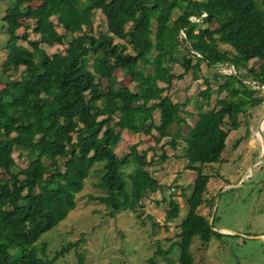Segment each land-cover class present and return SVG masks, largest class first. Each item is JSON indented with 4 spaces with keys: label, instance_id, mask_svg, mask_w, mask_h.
I'll return each instance as SVG.
<instances>
[{
    "label": "trees",
    "instance_id": "obj_1",
    "mask_svg": "<svg viewBox=\"0 0 264 264\" xmlns=\"http://www.w3.org/2000/svg\"><path fill=\"white\" fill-rule=\"evenodd\" d=\"M7 1L1 15L6 30L1 71L20 70L17 78L6 75L0 86V171L7 173L0 175V264H49L71 248L76 264H84L83 252L77 250L82 237L62 244L48 258L39 236L73 208L75 194L94 163L102 169L94 183L102 193L89 196L104 203L109 214L121 209L136 213L141 197L159 183L143 167L134 144L120 155L113 148L124 126L136 130L145 117L151 118L153 100L159 101L160 113L158 121L151 119L148 126L160 136L180 138L185 167L197 171L185 198V214L177 224V239L164 249L156 243L145 264H153L156 254L168 253L172 244L179 249L178 264H192L193 237L204 245L218 234L208 218L197 212L210 176L201 165L220 159L238 113L263 99L258 92L264 70L248 65L245 50L264 63V12L255 0H87L79 10L86 23L93 9L100 10L105 22V29L93 35L82 29L77 18L82 0ZM163 2L165 12L156 19L150 51L148 34L139 31L137 24L155 17ZM176 8L179 12L171 19ZM52 15L62 28L54 37L40 33L38 39H28L16 31L28 27L25 20H31L33 30L39 32ZM190 16L201 23L214 20L216 26L195 25ZM40 41H56L63 47L47 53ZM218 43L228 47L220 48ZM199 60L208 67L230 63L234 73L213 71L212 79L221 77L217 87L226 93L208 110L198 109L192 125L183 129L176 106L189 99L173 101L163 91L172 78H180L189 69L197 78ZM177 61L182 70L173 73L171 66ZM115 69L122 72L121 78ZM98 77L105 78V90ZM208 77L203 80L208 82ZM173 116L176 126L170 131ZM14 149L27 159L25 165H16ZM128 164L131 167L125 172ZM177 213L176 200L169 197L164 220H172Z\"/></svg>",
    "mask_w": 264,
    "mask_h": 264
},
{
    "label": "rangeland",
    "instance_id": "obj_2",
    "mask_svg": "<svg viewBox=\"0 0 264 264\" xmlns=\"http://www.w3.org/2000/svg\"><path fill=\"white\" fill-rule=\"evenodd\" d=\"M7 0H0V86L4 78H17V70L10 69L8 72L1 71V64L5 56L3 47L6 37L5 23L1 15ZM88 4L82 0L77 7V18L82 29L97 35L105 29L103 14L99 9H93L86 23L80 9ZM256 6L264 12V0H255ZM34 5V3H33ZM165 2H163L157 15L147 23L137 24L139 31L148 34L147 45L152 49V37L156 19L163 16ZM179 9H173L171 19L176 16ZM195 25L216 26L214 20L201 23L198 19L190 16ZM28 27H18V33L24 32L28 39H38L40 33L54 37L62 31V28L52 15L43 21L39 32L33 30L31 20H25ZM128 22H125L127 26ZM76 33V32H75ZM179 34L184 36L181 30ZM18 43L28 49L30 45L23 39ZM220 48L228 47L218 43ZM39 45L47 53L62 49L63 44L52 41L50 44L40 41ZM247 63L254 70H264V63L256 60L246 48ZM180 59V55H177ZM192 60L195 58L192 57ZM200 62V72L197 78H193L191 70H187L180 78H172L170 84L164 89L173 101L180 102L184 98L189 101L186 104L179 103L176 106V114L183 119L181 127L189 128L196 116L197 110L206 111L213 106L215 99L226 93L219 90L217 85L221 77L212 79L213 71H229L228 63H217L215 67L205 66ZM182 70L179 61L174 62L171 71L177 73ZM114 74L121 78L122 72L115 69ZM208 77V82L203 80ZM126 78V77H125ZM96 81L106 89L104 77H98ZM246 82L255 83L244 79ZM127 84H131L126 79ZM163 84L162 82H158ZM255 87L254 85H249ZM258 93H262L264 88ZM150 103L152 101H149ZM154 108L150 111L151 118H144V123L136 130L124 126L120 130V139L113 150L117 155L127 151L134 144L137 156L143 160V167L155 177L159 183L158 188L145 193L136 207L135 211L121 209L113 214L102 202L93 199L89 195L102 193L95 182L99 179L102 169L99 163H94L87 177L84 179L82 189L75 194V203L67 215L56 225L41 233L39 236L45 241V252L48 258L54 250L67 241L80 237L77 250L83 252L84 264H145V259L156 247L166 248L169 243L177 239L178 222L186 211L185 198L192 187V180L196 169L185 167V157L182 154L183 141L180 138L160 136L156 130L148 126L149 121L157 122L160 113L159 101L153 100ZM198 105L199 107L195 108ZM245 106V105H244ZM264 112L263 102L256 105H247L243 111L238 113V123L231 128L225 138V144L220 152L219 160L202 164L201 170L209 173L207 182L202 191V201L197 207V212L208 218L212 223L211 228L223 227L228 231H218L211 235L209 240L202 245L193 237L189 248L192 255V264H264V239L256 238L254 235L264 234V153H261L262 137L258 128H261L264 138V121L261 115ZM174 116L169 130L175 128ZM115 119V118H114ZM110 126H114L113 121ZM260 137V138H259ZM76 138V135H73ZM17 166L27 163L24 156H18L17 150L12 151ZM258 158V159H256ZM256 159V160H254ZM252 164V169L248 166ZM131 164L125 166V172ZM248 175H245V173ZM0 175L7 173L0 171ZM176 200L178 213L175 218L165 221L164 211L168 208V198ZM210 220V221H209ZM221 228L222 230H225ZM179 249L172 244L168 253L156 254L153 264H178ZM49 264H76L75 252L69 251L58 256Z\"/></svg>",
    "mask_w": 264,
    "mask_h": 264
},
{
    "label": "water",
    "instance_id": "obj_3",
    "mask_svg": "<svg viewBox=\"0 0 264 264\" xmlns=\"http://www.w3.org/2000/svg\"><path fill=\"white\" fill-rule=\"evenodd\" d=\"M189 47H190V46H189ZM190 49L193 50L191 47H190ZM228 65H229V68H230V69H229V72L234 73V70H233L232 65H231L230 63H228ZM246 79L251 80V81L255 82L256 84L259 83L257 80H252V79H250V78H246ZM261 86L264 88V84H262ZM262 96H263L262 102H263V108H264V91H263ZM261 117H262V119H263V121H264V112H263V114L261 115ZM258 130H259V133H260V135H261V137H262V141H261V153H260V155H258V157H260V156H262L263 153H264V138H263V136H262V132H261V128H260V127L258 128ZM256 159H258V158H256ZM256 159H254V160H256ZM248 167H249L250 169H252V164H250ZM246 175H248L247 172H246L245 175H243V176H246ZM209 221H210V220H209ZM221 228H223V227H219V228H217L216 230H218V231H223V232L228 231V229H226V228H223V229H225V230H222ZM254 236H255L256 238H259V239H264V234H258V235H254Z\"/></svg>",
    "mask_w": 264,
    "mask_h": 264
},
{
    "label": "bare ground",
    "instance_id": "obj_4",
    "mask_svg": "<svg viewBox=\"0 0 264 264\" xmlns=\"http://www.w3.org/2000/svg\"><path fill=\"white\" fill-rule=\"evenodd\" d=\"M260 138V137H259Z\"/></svg>",
    "mask_w": 264,
    "mask_h": 264
}]
</instances>
